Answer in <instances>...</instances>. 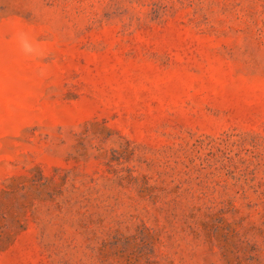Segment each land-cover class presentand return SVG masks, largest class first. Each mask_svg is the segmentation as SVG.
Instances as JSON below:
<instances>
[{
	"label": "rangeland",
	"instance_id": "374dc122",
	"mask_svg": "<svg viewBox=\"0 0 264 264\" xmlns=\"http://www.w3.org/2000/svg\"><path fill=\"white\" fill-rule=\"evenodd\" d=\"M0 264H264V0H0Z\"/></svg>",
	"mask_w": 264,
	"mask_h": 264
},
{
	"label": "clouds",
	"instance_id": "9594fccd",
	"mask_svg": "<svg viewBox=\"0 0 264 264\" xmlns=\"http://www.w3.org/2000/svg\"><path fill=\"white\" fill-rule=\"evenodd\" d=\"M27 47V46H26Z\"/></svg>",
	"mask_w": 264,
	"mask_h": 264
}]
</instances>
